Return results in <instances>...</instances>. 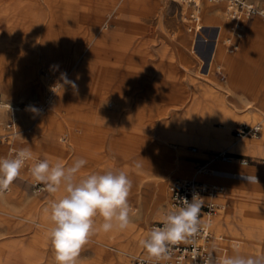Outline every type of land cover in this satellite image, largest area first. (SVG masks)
<instances>
[{
	"label": "rangeland",
	"instance_id": "obj_1",
	"mask_svg": "<svg viewBox=\"0 0 264 264\" xmlns=\"http://www.w3.org/2000/svg\"><path fill=\"white\" fill-rule=\"evenodd\" d=\"M255 1L264 6V0ZM183 8L175 0H0V101L21 106L22 110L26 108L31 114L26 124L30 127L24 130L18 120L20 132L11 139L21 149L30 148L35 159L44 157L51 165L61 162L70 166L77 158L85 159L87 164L77 179L92 173L124 171L132 185H144L147 197L160 193L162 172L169 171L166 197L150 219L144 238L170 211L171 186L176 179L196 177L223 182L230 206L220 214L233 210L243 200L254 208L248 212L249 217L254 223L258 221L250 231L242 226L244 216L237 213L232 222L233 231L227 224L223 225L224 230L214 225L227 243L231 241L227 253L234 249V244H239L242 249L249 246L247 255L249 252L253 257L264 256V155L251 150L239 154L213 142L200 146L181 138L185 134L199 135L211 126L215 131H229L234 140H262L264 129L255 138H237L234 131L243 123L255 124L264 118V105L259 103L264 102V17L255 16L248 22L243 36L234 38L239 49L233 53L224 43L231 35L229 21L222 24L219 43L226 49L218 44L213 55L218 27L204 26L210 42L196 39L191 30L192 10L185 17ZM203 13L204 9L200 24H210L205 22ZM221 18H225L223 9ZM220 22L217 20L215 24ZM102 36L104 40L100 41ZM219 51L235 58L236 68L226 65ZM242 67H259L260 77L250 88L239 90L238 76L245 72ZM62 73L75 81L77 88L65 85L69 95L65 93L62 97L60 87L54 103L43 112L40 105L46 100L51 82L56 78L63 83ZM36 75L43 79L40 89L33 84ZM15 88L19 89L14 93ZM251 88L262 93L260 97L252 95ZM242 97L246 105H253L254 111L243 112L247 105L231 115L221 113L222 105L235 106L236 99ZM60 98L64 103L58 104ZM33 108L38 111L33 112ZM7 113L4 110L1 114V124L9 119ZM53 115L54 125L37 129L38 121L46 125ZM136 137L142 140L139 147L132 145ZM41 138L47 139L52 151L60 148L59 152L32 149ZM8 143L0 145V156L8 153ZM154 145L167 147L172 156L170 169L169 161L152 160ZM138 150L140 153L136 154ZM225 151L236 155L232 170L253 172L258 183L241 178L237 181L239 189L232 190L229 184L233 180L229 178L197 173L199 164L207 163L212 170L222 167L224 161L215 155ZM241 156L248 158L247 165H241ZM33 164L25 168L30 169ZM246 166L253 169H243ZM22 171L24 175L20 174L7 193L13 194L20 185L23 189L20 202L0 204V264H56L49 237L50 211L51 203L65 195L63 186L56 193L34 192L30 170ZM132 196L133 186L129 194ZM35 202L40 205L36 206ZM139 210L143 214L140 207ZM141 219L137 215L130 222ZM127 243L124 236L113 246H103L91 235L76 264H95L98 247H102L106 262L119 264L124 245L130 250ZM141 250L142 246L130 254L131 264ZM25 251L29 255H24Z\"/></svg>",
	"mask_w": 264,
	"mask_h": 264
},
{
	"label": "clouds",
	"instance_id": "obj_2",
	"mask_svg": "<svg viewBox=\"0 0 264 264\" xmlns=\"http://www.w3.org/2000/svg\"><path fill=\"white\" fill-rule=\"evenodd\" d=\"M252 9L250 8V11ZM258 15L264 17V9ZM63 83L57 84L64 89L65 85L77 88L75 81L69 80L62 73ZM33 112L38 110L33 108ZM33 159L30 148H22L9 157H0V192L7 190L13 181L20 176L21 169L27 161ZM87 164L83 158H77L70 166L61 162L51 165L47 159L30 167L34 180L43 183L50 193L58 192L63 186L65 195L51 203L50 220L52 227L49 237L54 249L56 264H76L82 247L90 236L97 231L105 233L113 229L124 230L130 223L132 211L128 197L132 181L124 171L103 174L92 173L77 179V174ZM242 161L241 165H245ZM136 167L140 165L137 163ZM248 183H258L256 176H242ZM204 198L194 193L191 201L183 199V206L178 211L164 214L161 227H154L148 236L140 241L149 256L167 259L170 246L188 242L190 238L211 227L200 219ZM103 218V223L96 226L95 218ZM234 255L225 256L216 264H264V256L253 257L240 254L239 244L233 245ZM206 264H213L210 258Z\"/></svg>",
	"mask_w": 264,
	"mask_h": 264
},
{
	"label": "bare ground",
	"instance_id": "obj_3",
	"mask_svg": "<svg viewBox=\"0 0 264 264\" xmlns=\"http://www.w3.org/2000/svg\"><path fill=\"white\" fill-rule=\"evenodd\" d=\"M202 4H203V9H204L203 17L205 18V22L210 23V24H206V25H204V24L202 25L201 24L202 29H203L204 26H207V25H216V27L220 28L219 34H221L222 33V24L225 25L227 23V21H228L227 20L228 18H227L226 12H225V6H224L225 2L215 3V2H211L209 0H204ZM183 5H184V8H183L184 16L188 17L189 12H190V6L188 4H183ZM123 9H125V8H123ZM222 9L224 10V14H225L224 20H222V18H221ZM123 12L124 11H121V13H123ZM217 20L221 21L220 22L221 24H215V22ZM199 23H201V20H200ZM101 34H104L103 31L101 32ZM218 37L220 38L221 35H218ZM102 40H104V36H102V38L100 39V41H102ZM197 45H198V43H197ZM218 48L219 47L217 46V50H218ZM218 54L221 57L222 61L225 62L226 65L228 64V65H230L232 67H236L237 66L236 65L237 62H236L235 58L230 56V54L228 55V54H226L223 51H219ZM245 60H246V58H245ZM33 84L38 89H40L41 85L43 84V79H41L39 77V75H36L35 78H34V83ZM19 88H15L13 90V92L14 93L17 92L16 90H18ZM232 88H234V87H232ZM27 90H30V87H28ZM60 92H59L60 96H62L64 94L62 97L65 96V93H67V95H69V92L67 91V88L61 89ZM249 92H251L252 95L257 94L258 97H260V95L262 94V93H260L258 91L256 92L254 88H251L249 90ZM128 97H130V96L128 95ZM61 102L64 103L63 100L60 98L58 100V104L61 103ZM249 102H252V101H249ZM259 103H262V105H264V102H259ZM247 105L245 103H243V104H237L235 106H231L230 104L226 103L225 105L221 106L222 107L221 113H223V114L229 113L231 115L232 113L234 114V113L238 112V109L240 107L244 108L245 106H247V107H246L245 111H243V112L254 111L252 109L253 105L251 103L247 104ZM25 109H23L20 113L15 114V117L17 118V120L20 121L21 126L24 127V130L26 129V127H30V126H27L26 124L31 120V114L29 113L28 110H25ZM55 119H56V116L53 115V118L50 121H48L46 123V125H45V122H42V121L39 122L38 121L37 122V129L44 128L45 126H48L49 124L50 125H54L56 123ZM263 120H264V118H263ZM52 121H55V122H52ZM262 123H263V129H264V121H262ZM133 127L134 126H132V127L130 126L131 129H133ZM135 128L137 129V127H135ZM181 138L185 142L193 141V142H196L197 144H199L200 146H207V145H210L213 142L217 147H225V148L227 147L228 149H230V151H235V152H238V153H247L248 151H250L252 149H254V150L255 149L256 150L264 149V133H263V137H262L261 141H250V140H246V139L234 140L233 136H231V134H229V131L228 132L226 130L215 131L210 126V127H208V130H206V129L203 130V132L200 133L199 135L195 136V135H187V134H185ZM133 140H134V142H133L132 145H134L136 147L141 146V144H142L141 138H137L136 137V139H133ZM132 141H131V143H132ZM162 141L165 142V138ZM154 146L155 147L153 148L152 155H151L152 156V160H154V162H156V163H162L163 161L167 160V161H169L168 162L169 166L167 168L170 169L171 168L170 165L172 163V156L170 155V152L166 149L167 147L165 148L163 146V148H162V147H158L156 145H154ZM32 149H34L37 152L40 151V150L52 151L50 143L45 138H41L39 140L37 139L36 142H34V145H33ZM59 149H56V150L53 149L52 152L53 153H56V152L58 153ZM137 153H140V151L138 150V152H136V154ZM34 160H35V157L33 156L32 162H35ZM222 161H224V160H222ZM140 162L143 163V162H145V160H143V162L142 161H140ZM216 162H218V161L216 160ZM231 166H233V160L224 161L223 162V166L213 169V173H211V175H216V176L218 175L220 177H223V178L225 177V178H229V180L230 179L233 180L229 184L231 186L232 190L233 189L236 190V187H237V189H239V187H238L239 186V182H237V181H240L242 176H256L257 177V175L254 174L253 172H246V171L237 172L235 170H232ZM22 169L24 171L26 170L25 167L22 168ZM22 169H21V173H20L21 175L23 174L22 173L23 172ZM243 169H253V168H251V166H246V167H243ZM26 171H28V170H26ZM170 175H171V173H169V171H163L162 172V178L159 181V186H158L160 193L158 195H155V196H150V197L145 196L146 193H147V190L144 189V185L143 184L142 185H140V184L139 185H132L133 186V194H134V196L128 197V202H129V205H130V207L132 209V211L130 213V221L133 220L135 218V216H137V215L142 216L141 220L136 221V223L130 222L128 227L126 229H124V230L113 229L112 231L107 232V233H105V232H103L101 230V231H97L94 234H92V237L94 238L95 242L99 243V244H102L103 246H110L111 244L113 246V244H114V242L116 240H119V239L121 240V238L126 236V238L128 239V243L130 244L131 247H130V250H129L128 247L126 245H124V247L122 248V251L119 250V251L122 252L121 255H120L119 264H131L130 260H129L130 254H132L133 251H136L141 246L140 241L142 239H144L145 235L147 234V228H148V223H149L150 219L156 214L157 209L161 206V204L163 203V201H164V199L166 197L167 182L169 180V176ZM260 175H262V174H260ZM260 175H258V176H260ZM241 188H243V187H241ZM2 195H6V196H1V194H0V204L1 205H8V204L9 205H13L14 203L20 202L21 198L23 197V189L19 185V186H16L15 192L13 194H10V195L2 194ZM35 204H36V206L40 205L39 202H35ZM139 207L143 211V214L140 213V212H137L139 210ZM251 207L247 204L246 201H243V200L242 201H238L236 206H235V208H233V210H229L227 213H223V214H220L219 216L218 215L215 216L214 225L218 226L219 229H222L223 225L227 224V225H229L230 228H232L231 230L233 231L234 226H233L232 222H233V219L235 218L234 216H235V214L240 213L242 216H244V221L242 222V226L245 229H250V231H251V229H253V224L254 225L258 224V221H255V223H254V220H252L250 218L251 216L249 215L248 212L250 211ZM252 209H254V208L252 207ZM95 222H96V224L100 225V224L103 223V219L98 216L97 217V221L95 220ZM222 230H224V229H222ZM227 231H229V230H227ZM229 243H227V241H224L218 247L215 248V251L218 254L220 259H222L225 256H230V255H234L235 254V251H236L235 249H233V250L229 251V253H227V251H228V247L227 246H228ZM101 248L98 247V250H97L98 252L95 254V256H96L95 257V259H96L95 260V264H111V263L106 262V260H105V258L103 256L104 253H102V249ZM248 248H249V246L245 247L243 249L240 247V249H239L240 254H243V255H246V256H251V254L249 252H248L249 255H247ZM29 253L27 251H25L23 254L24 255H27V254L29 255ZM107 257H108V255H107Z\"/></svg>",
	"mask_w": 264,
	"mask_h": 264
},
{
	"label": "built area",
	"instance_id": "obj_4",
	"mask_svg": "<svg viewBox=\"0 0 264 264\" xmlns=\"http://www.w3.org/2000/svg\"><path fill=\"white\" fill-rule=\"evenodd\" d=\"M181 4H188L192 7L191 20L193 21L192 31L198 36H201L202 26L199 23L201 17V8L204 0H176ZM211 2L219 3L225 2V12L229 19L232 20L231 35L226 38L224 42L228 46V51L233 53L239 49V42L234 38H241L244 34V30L249 20L255 16H260L257 13L264 9L258 3L251 0H209ZM250 8L252 9L250 11ZM262 17V16H261ZM207 40L208 38L202 37ZM60 80L54 78L51 82L50 89L47 93V97L44 103L40 105V109L46 112L57 96L60 89ZM0 107L10 109L12 116L9 122L6 123L7 132L0 133V143L7 142L9 139L17 135L19 131L18 120L15 114L21 110V106H14L0 101ZM263 131V123L258 122L255 124L243 123L235 129V135L237 138H255L259 137ZM19 150L12 147L8 156H12ZM216 159L230 161L235 159L236 155L230 152H219L215 155ZM240 157V156H238ZM45 158L35 159V163L44 160ZM240 163L246 161V165L249 160L245 156H241ZM31 161H27L24 167H27ZM198 173L208 174L213 173V170L208 167L207 163L200 164L198 167ZM32 188L34 192L46 193V187L43 183H38L35 180L32 181ZM10 187L5 190L9 191ZM226 186L220 183H209L197 178H178L171 186V206L170 211H178L183 206V199L187 198L191 201L194 193L199 194L204 198L203 206L200 212V219L204 223H211V227L207 230H201L198 235L189 239L188 242H181L177 245L170 246V254L167 259H157L149 256L146 250L143 248L140 253L134 258L133 264H206V262L212 258L213 264H216L217 260H220L215 248L223 243L226 239L223 234L214 230V218L221 212L225 211L228 207V202H222L219 198L226 193ZM162 221L154 225V227H161Z\"/></svg>",
	"mask_w": 264,
	"mask_h": 264
},
{
	"label": "crops",
	"instance_id": "obj_5",
	"mask_svg": "<svg viewBox=\"0 0 264 264\" xmlns=\"http://www.w3.org/2000/svg\"><path fill=\"white\" fill-rule=\"evenodd\" d=\"M176 1V0H175ZM251 1H253V2H255V3H258V2H256L255 0H251ZM178 2V1H177ZM179 3V2H178ZM181 4V3H180ZM259 5H261L260 3H258ZM190 6V5H189ZM225 6V8H226V4L224 5ZM262 6V5H261ZM262 7H264V6H262ZM190 8H191V10H192V7L190 6ZM201 10L203 11V4H202V8H201ZM202 11H201V13H202ZM228 18V17H227ZM255 18V17H254ZM228 21H229V24H228V32H229V34H231V26H232V24H233V22H232V20L231 19H227ZM251 20H253V18L251 19ZM251 20H249V21H251ZM248 21V22H249ZM192 24H193V21H192ZM247 25H248V23H247ZM245 29H247V26H246V28ZM203 31V32H202ZM202 31H201V36L202 37H208V38H211L208 34H206L204 31H205V29H204V27H203V29H202ZM219 31H220V28H218V32H217V34H216V37L214 38L215 39V41H214V49L212 50L213 51V55L215 54V52H216V48H217V46H218V44H221V45H223V47H224V44L222 43V42H220L219 43V37H218V35H221V34H219ZM195 36H196V34H195ZM201 36H198V37H200L201 38ZM218 37V38H217ZM199 38V39H200ZM196 39H198L197 37H196ZM205 42H210L209 40H204ZM217 43V44H216ZM225 49H226V47H224ZM236 68V67H235ZM238 69L240 68V67H237ZM242 68H245V72L243 73V74H241V75H239L238 77H240V82H239V85L236 87L237 89H239V90H241V89H247V88H250L252 85L251 84H253L257 79H259V77L260 76H258V71H259V67H242ZM242 68H241V70H242ZM247 69H250V71L249 72H246L247 71ZM235 74H236V72H235ZM244 77V78H243ZM242 78H243V80H242ZM244 98V97H243ZM243 98H237L236 99V101H237V104H243L244 103V101L243 100H246V99H243ZM7 104H9V103H7ZM261 105H262V103H260ZM262 107H264V106H262ZM0 116H1V114L4 112V110L5 111H7L8 113L7 114H9V119L4 123V124H1V122H0V133H5V132H7V129H6V123L7 122H9L10 121V119H11V116H12V113H11V111H10V109H8V108H5V107H0ZM21 110H22V108H21ZM20 111H18L16 114H18ZM1 119V118H0ZM263 120V119H262ZM264 121V120H263ZM18 123H19V121H18ZM19 125V124H18ZM12 138V137H11ZM9 139V141H7L6 143H8V142H10V143H8V144H10V146H9V150H8V153L7 154H5V155H2V156H0V157H6V156H8L9 155V153H10V150H11V148L12 147H15V148H17V149H21V148H19V147H17L16 146V143H14V141H12V139ZM3 144H5V142H3V143H0V145H3ZM252 152H255V153H257V154H262V155H264V149H260V150H254V149H252L251 150ZM235 152V151H234ZM238 153V152H237ZM235 154V153H234ZM240 154V153H239ZM40 158H44V157H40ZM46 159V158H45ZM31 161V160H30ZM30 164H32V162H30ZM200 165V164H199ZM199 165H198V167H199ZM26 170H29V169H26ZM197 170H198V168H197ZM197 173H198V171H197ZM198 174H200V175H207V174H201V173H198ZM208 174H210V173H208ZM20 177V176H19ZM219 177V176H218ZM196 178V177H195ZM17 179V178H16ZM16 179L13 181V183L10 185V190L9 191H7V192H5V191H3V192H0V193H3V194H7V193H9L10 191H11V189L13 188V185H14V183H17V181H16ZM198 179V178H197ZM199 180H203V179H199ZM203 181H206V180H203ZM206 182H209V183H220V184H223V185H225L223 182H220V181H217V180H215V181H206ZM226 186V185H225ZM33 189V188H32ZM226 189H227V186H226ZM34 191V190H33ZM227 192H228V189H227V191H226V193L224 194V195H222L220 198H219V200L220 201H222V202H228V207L230 206V201L228 200V197L226 198L225 197V195L227 194ZM40 194H44V193H40ZM224 200V201H223ZM227 207V208H228ZM162 221V220H161ZM161 221H157L154 225H156V224H158L159 222H161ZM153 225V226H154ZM153 226H152V229H153ZM11 226H9V227H7V228H10ZM214 228V230L216 229L215 228V226L213 227ZM216 231V230H215ZM218 232V231H217ZM142 249H143V247H142Z\"/></svg>",
	"mask_w": 264,
	"mask_h": 264
}]
</instances>
